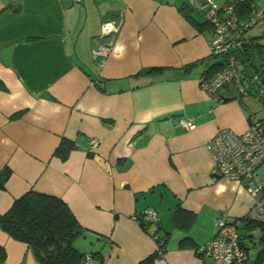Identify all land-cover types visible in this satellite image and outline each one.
Wrapping results in <instances>:
<instances>
[{
    "label": "crops",
    "instance_id": "1",
    "mask_svg": "<svg viewBox=\"0 0 264 264\" xmlns=\"http://www.w3.org/2000/svg\"><path fill=\"white\" fill-rule=\"evenodd\" d=\"M185 1L0 0V214L26 191L56 195L84 229L78 250L136 264L157 247L137 219L153 212L158 235L170 232L154 264H207L179 241L201 247L221 212L240 218L253 201L236 182L212 177L208 142L255 118L232 84L218 99L200 87L216 61L211 29L199 32L181 14ZM101 44L111 49L98 61L92 49ZM181 118L194 127L183 129ZM63 137L74 142L66 159L54 155ZM177 205L195 214L188 230L173 224ZM0 245L4 264H39L1 227Z\"/></svg>",
    "mask_w": 264,
    "mask_h": 264
},
{
    "label": "built area",
    "instance_id": "2",
    "mask_svg": "<svg viewBox=\"0 0 264 264\" xmlns=\"http://www.w3.org/2000/svg\"><path fill=\"white\" fill-rule=\"evenodd\" d=\"M193 10L211 25L209 53L219 62V69L211 76L202 75L200 87L213 98L232 84L241 97L253 96L259 101V110L264 111V65L254 67L246 57L244 47L248 43L247 31L264 19V0H255L246 10L238 7L245 0H186ZM243 14H239L242 13ZM113 22L104 23L107 33L116 31ZM111 45L101 44L92 49L93 57L102 61ZM178 124L185 130L192 129L191 119L181 118ZM99 141L90 138L91 147ZM212 153L214 179L226 178L236 182L253 198L247 212L240 218H231L221 212L215 218L213 237L197 249L210 257L214 264H245L253 249L252 231L246 229L248 222H264V179L257 171L264 164V116L250 120L241 133L229 128H220L208 142ZM146 216L153 222L159 220L156 213ZM254 231V230H253ZM85 264H92L87 256Z\"/></svg>",
    "mask_w": 264,
    "mask_h": 264
},
{
    "label": "trees",
    "instance_id": "3",
    "mask_svg": "<svg viewBox=\"0 0 264 264\" xmlns=\"http://www.w3.org/2000/svg\"><path fill=\"white\" fill-rule=\"evenodd\" d=\"M255 0H245L238 7L239 12L250 7ZM181 14L199 31L203 32L211 29V25L202 19L198 20L194 16L193 8L187 1L178 6ZM196 13V12H195ZM240 15L243 14L239 13ZM261 51L264 44H259L255 39L248 37V43L244 47L246 57H250L253 50ZM195 63L187 67L194 66ZM252 66L257 67L252 64ZM264 65L261 63L259 66ZM219 69V62H214L206 70L205 75L209 77ZM162 67H148L144 73H160ZM74 147V142L68 138H62L54 150V155L60 159H66L69 151ZM8 170L3 172V180L8 175ZM141 227L151 234L157 243L156 249L140 259L136 264H154L165 250L170 232L164 231L162 236L158 235L161 230L159 221L153 222L145 219L143 214L137 216ZM195 221V214L176 206L173 212V224L176 228L188 230ZM153 225V229L150 226ZM0 227L9 236L16 240L25 242L33 252L39 264H85L87 256L92 260V264H103V258L99 252L84 253L74 246L75 237L81 235L84 229L78 223L68 205L58 196L29 190L15 198L7 211L0 214ZM248 231L259 229L258 238L259 249L255 253L253 264H264V222H248ZM255 243V241H253ZM254 246V244H253ZM179 247H198L190 236H185L179 241ZM6 259L5 248L0 245V264H4Z\"/></svg>",
    "mask_w": 264,
    "mask_h": 264
},
{
    "label": "rangeland",
    "instance_id": "4",
    "mask_svg": "<svg viewBox=\"0 0 264 264\" xmlns=\"http://www.w3.org/2000/svg\"><path fill=\"white\" fill-rule=\"evenodd\" d=\"M179 1H181V0H179ZM216 1L218 3L222 2L221 0H216ZM194 16L200 21L203 19L201 17V14H199L197 12L196 13L194 12ZM246 36L255 39V41L261 45L264 44V19H261L253 27H251L247 31ZM250 62L252 64L254 63L255 66H259L261 63H264V49H262L261 51H257L254 49L252 55L250 56ZM244 106H245V108H247L248 111H250V114L252 116H254V118H260V117L264 116V111L259 110V108H258L259 101L255 97L249 96V97L245 98ZM257 173H258L260 178L264 179V164H261L259 166ZM157 210L159 211L158 208H157ZM250 234L252 235L255 243H254L253 249L250 253V257L245 264H253V261L255 259V253L259 249V244L257 241L259 236H260L259 229H255ZM84 241H85V239L79 235V236L75 237L73 243L75 244L76 247L80 248V246L83 245L82 242H84ZM207 264H214V263H213L212 259L207 258Z\"/></svg>",
    "mask_w": 264,
    "mask_h": 264
}]
</instances>
